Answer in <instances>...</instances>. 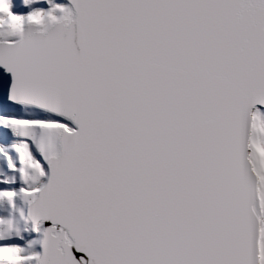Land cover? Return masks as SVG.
<instances>
[{"label": "snow or ice", "instance_id": "obj_1", "mask_svg": "<svg viewBox=\"0 0 264 264\" xmlns=\"http://www.w3.org/2000/svg\"><path fill=\"white\" fill-rule=\"evenodd\" d=\"M17 7L0 203L35 236L0 216V264H264V0Z\"/></svg>", "mask_w": 264, "mask_h": 264}, {"label": "bare ground", "instance_id": "obj_2", "mask_svg": "<svg viewBox=\"0 0 264 264\" xmlns=\"http://www.w3.org/2000/svg\"><path fill=\"white\" fill-rule=\"evenodd\" d=\"M20 224V223H19ZM23 225L25 226V227H28L29 225L26 223V222H24L23 221ZM20 228V227H19ZM20 231H21V229H20ZM32 240V239H31Z\"/></svg>", "mask_w": 264, "mask_h": 264}]
</instances>
